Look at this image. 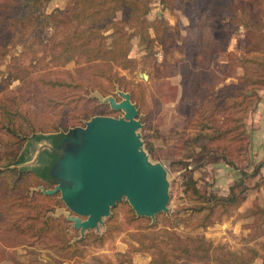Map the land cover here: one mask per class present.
Here are the masks:
<instances>
[{
	"label": "rangeland",
	"instance_id": "rangeland-1",
	"mask_svg": "<svg viewBox=\"0 0 264 264\" xmlns=\"http://www.w3.org/2000/svg\"><path fill=\"white\" fill-rule=\"evenodd\" d=\"M66 1L51 0L47 10L63 8ZM216 1L224 9L214 23L218 30H215V45L206 55L208 61L203 63L208 69L200 72L187 93H184L183 71L192 67L191 62L197 64L199 60L191 57L196 29L194 26L192 29L194 23L182 9L180 0H166V3L150 0L146 16L151 22L148 35L153 41L146 46L138 36L133 37L127 59L113 65V72L118 75L113 88H108L104 80L99 86L87 72L78 71L84 66L79 61L60 63L57 41L72 29L71 25L68 30L45 28L37 37L36 32H30L6 56H0V121L5 117L6 107L17 112L15 118L25 132L34 127L35 131L25 136L20 150L26 159L34 151L50 146L47 139H32L35 135L63 134L70 128L84 126L96 115L122 116L123 112L112 110L104 98L113 95L119 101L117 92L124 91L130 94L138 110L137 117L142 124L139 133L145 151L150 160L161 162L166 168L170 196L168 211L156 214L154 221L137 217L123 199L111 209L102 225L81 235L67 219L72 213L60 200L59 193H56L57 200L61 204L38 197L39 192L46 195L41 187L52 185L50 188H53L54 182L40 179L27 189L11 191L6 188V179L0 177V264H148L152 257L159 255L158 251L165 252L171 264H245L242 258H249L255 251L264 264V192L261 188L248 190L247 200L239 206L226 212H220L217 207L206 218L207 210H194L200 201L184 194L180 150L185 145L178 138L194 134L190 126L202 116L214 113L209 102L216 97L212 98V88L216 91L225 85H237L243 74L255 78L264 73V0ZM11 4L12 0H0V28L7 23ZM115 16L120 18L121 13ZM157 18L163 25L161 30L157 29L156 36ZM243 86L250 88L247 84ZM249 101L251 105L243 114V123L248 134L244 151L246 172L251 173L258 163L254 165V158L248 153L249 115L257 102L254 98ZM240 109L235 105L229 110L239 116ZM225 112L219 109L215 119L223 120ZM5 138L0 129V141ZM147 142L152 145L155 156ZM35 162L32 159L9 168L27 172ZM192 174L202 192L219 195L227 194L240 177L223 161L204 163ZM259 176L249 177L246 184L252 186L260 181ZM258 207L262 211L252 213ZM129 208L137 220H128ZM108 228L110 236L100 243L95 235L102 236ZM199 240L209 242L210 252L220 257V261L178 255V245L191 248Z\"/></svg>",
	"mask_w": 264,
	"mask_h": 264
},
{
	"label": "trees",
	"instance_id": "trees-1",
	"mask_svg": "<svg viewBox=\"0 0 264 264\" xmlns=\"http://www.w3.org/2000/svg\"><path fill=\"white\" fill-rule=\"evenodd\" d=\"M50 2L51 0H12L5 20L7 23L0 28L1 57L6 56L9 49L15 47L17 41L26 38L30 32H36L37 37L43 34L45 28L54 26L68 30V25H71L72 29L63 33L57 41L59 49L57 56L62 58L60 63L79 61L84 66L78 71L87 72L89 76L98 81L99 86H102L101 80H104L108 88H113L114 83L118 81L117 73L113 72V65L123 63L127 59L133 37L138 36L139 41L146 46L153 41L148 35L151 22L146 16L150 10V0H67L63 8L55 7L48 11L47 7ZM161 2L166 3V0H161ZM180 2L182 9L194 23L192 29L193 26L196 29L194 39H192L194 49L191 57L194 61L199 60L197 64L191 62L192 67L183 71L184 93H187L188 87L193 85L194 79L199 76L200 72L208 69L203 63L208 61L206 55L215 45L218 30L214 23L221 17L220 12L224 8L222 9L216 0H180ZM117 12L121 13L120 18H116ZM156 22L154 29H156L155 35L157 36L159 35L157 29H162L163 21L157 18ZM239 79L237 85H225L224 89L216 91L212 88L210 92L212 98L213 95L216 97L209 102L211 103L210 111L214 113L202 116V119L190 126L194 134L185 136L186 138H178L182 139L185 145V149L180 150L182 153L180 161L184 169V194L189 199L200 201L194 210L196 212L207 210L204 218L217 207L220 212H226L228 208L239 206L246 199L247 191L251 188L264 190V175L260 174L259 164L254 166L251 173L246 172L247 162L244 151L248 144V134L243 123V114L251 105L250 98L258 102L260 98L258 92L264 89V73L255 78L243 74ZM243 84L250 85V88H244ZM87 85L90 87L89 84ZM235 105L241 108L242 115L235 116V112L229 110ZM5 109V117L0 121V129L6 136L0 141V167L3 168L0 169V177L6 179L8 190L27 189L33 181L35 183L40 179H47L48 166H44L45 158L40 154L36 159L37 164L31 166L27 172L19 173L17 168H9V166L19 165L28 160L20 150L25 136L35 130L31 127L29 132H25L15 118L17 112L6 107ZM219 109L226 110L221 121L215 119V114ZM95 114H101V112ZM225 120H230V123H225ZM67 126L66 123L65 127ZM41 138V136H34L36 140ZM147 147L155 156L149 142H147ZM217 161L230 165L240 175L225 195L202 192L192 174L202 164ZM190 165L193 166L187 169ZM258 175H260V181L252 186L246 184L249 177ZM51 186L47 185L46 188ZM37 195L48 202L57 201L61 204L57 200L58 194L43 195L39 192ZM261 211L262 208L258 207L252 213ZM127 217L129 221L138 219L130 208L127 211ZM109 236L110 228L102 236L95 235V238L102 243ZM177 249L179 256L205 261L211 259L220 261V257L213 256L210 252L212 251L210 243L206 241L199 240L191 248L187 245H178ZM157 253L159 255L152 257L148 264H171L165 252L158 251ZM258 257V253L252 251L250 257L242 258V261L245 264H252Z\"/></svg>",
	"mask_w": 264,
	"mask_h": 264
},
{
	"label": "water",
	"instance_id": "water-1",
	"mask_svg": "<svg viewBox=\"0 0 264 264\" xmlns=\"http://www.w3.org/2000/svg\"><path fill=\"white\" fill-rule=\"evenodd\" d=\"M117 94L119 101L109 95L104 102L112 110L122 111V116L96 115L84 126L70 128L66 133L41 136L40 140L47 139L50 146L34 151L24 162H35L40 154L44 156V166H48L45 180L55 185L41 187V191L46 195L59 193L72 213L67 219L81 235L102 225L123 199L137 217L154 221L156 214L168 211L166 168L150 160L144 149L139 133L142 124L130 94Z\"/></svg>",
	"mask_w": 264,
	"mask_h": 264
},
{
	"label": "crops",
	"instance_id": "crops-1",
	"mask_svg": "<svg viewBox=\"0 0 264 264\" xmlns=\"http://www.w3.org/2000/svg\"><path fill=\"white\" fill-rule=\"evenodd\" d=\"M259 96L254 111L249 115L251 126L248 153L249 156L252 154L254 165L260 164V171L264 172V89L259 91ZM233 174L235 175V172ZM252 264H262V260L256 258Z\"/></svg>",
	"mask_w": 264,
	"mask_h": 264
}]
</instances>
